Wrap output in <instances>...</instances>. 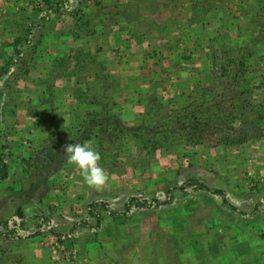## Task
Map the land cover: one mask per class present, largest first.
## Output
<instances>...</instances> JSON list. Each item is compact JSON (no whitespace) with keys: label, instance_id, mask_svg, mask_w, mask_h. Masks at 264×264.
Here are the masks:
<instances>
[{"label":"rangeland","instance_id":"obj_1","mask_svg":"<svg viewBox=\"0 0 264 264\" xmlns=\"http://www.w3.org/2000/svg\"><path fill=\"white\" fill-rule=\"evenodd\" d=\"M58 1L50 9L44 0L38 9V0H0V41L6 35L19 39V22L38 33H23L25 43L18 48L28 49L27 39L38 40L40 33L44 44H52L64 28L46 18L69 14L80 34L75 45L85 51L87 43L93 51L101 49L96 55L98 65L107 60L105 71L113 78L109 83L118 89L113 98L119 107L114 111L128 126L139 124L145 113L143 100L152 94L174 109L178 99L182 109L196 93L204 96L207 89L211 102L221 103L234 122L228 128L216 124L195 130L192 119L182 118L166 130L200 144L184 142L174 154L159 151L147 158L128 143L112 168H103L108 181L117 185L110 194L104 187L95 189L78 179L70 183L71 175L80 171L72 164L60 171L61 179L55 182L39 179L38 160L50 155L51 149L38 155L31 152L38 144L29 138L24 145L26 138L21 137L25 166L21 171L10 165L13 176L0 183L5 189L0 190V233L15 231L11 239L0 234V264H264V129H257L255 123L264 104V86L255 89L257 98L233 88L239 81L243 89H250L264 77V0ZM40 19L55 30H38ZM220 43L229 47L222 48ZM13 52L9 47L5 55L9 58ZM231 57L237 64H246V79L237 74L236 65L227 66ZM23 59L14 60L20 63L19 70ZM221 66L228 67L229 79L221 78ZM23 76L16 68L0 78V123L5 119L4 107L10 112L21 108L0 126V151L14 139V129L38 128L36 115L25 116L22 110L34 111L38 106V87H27L20 80ZM76 105L61 101L58 108L64 111ZM62 119L65 122L67 117ZM147 129L153 133L151 127ZM50 132L46 131L48 145L54 146L56 154L63 152L65 145L57 148L51 143ZM222 137L238 143L224 145ZM111 145L106 152L116 150ZM5 153L14 158L11 152ZM186 184V190H180ZM78 185L87 186V200L80 209L70 208L68 191ZM133 198L140 204H132L122 219L124 226L106 233L103 221L110 216L104 205L111 212L125 211ZM38 200L44 207L38 206ZM92 203H98L95 213L103 218L96 233L81 225L86 220L95 225L88 213ZM66 217L74 221L68 224ZM56 225L65 226L58 229Z\"/></svg>","mask_w":264,"mask_h":264},{"label":"trees","instance_id":"obj_2","mask_svg":"<svg viewBox=\"0 0 264 264\" xmlns=\"http://www.w3.org/2000/svg\"><path fill=\"white\" fill-rule=\"evenodd\" d=\"M47 2V0H45ZM49 3V2H48ZM20 27L19 39H14L11 44H7L6 47L0 46V61L3 64H0V78L4 77L12 72V66L16 65L14 61L15 58L19 57L21 54L22 47L18 48L20 43L23 45L25 43L23 38V33L26 35L32 34V28H30L27 24L17 23ZM77 28H81V25H76ZM78 41V39H77ZM88 42V41H87ZM86 42V43H87ZM27 43H30L29 39H27ZM86 46H88L86 44ZM222 48L229 47L226 43H220ZM12 47L13 56L8 58L5 53L6 50ZM101 49H97L93 51L88 46V50L79 49L76 51V55L71 59V71L65 73L62 71L66 68V63L68 59H61L57 61L58 67L62 68L64 77L67 79H74V92L73 96L77 103L76 110H79L78 113H75V110L64 109L61 110L56 106V102L60 100H64L65 87L63 88H55L50 91L47 88V82L43 84V88L41 92L36 93V95H40V100L38 101V106H36L33 110L37 113L35 118L37 122L43 124L42 129H50L51 137L57 141L61 139L65 142L64 145L70 143H88L95 142L97 143L96 151L100 154L99 164L102 168L111 169L114 162H117L119 158L125 154V146L130 143L134 145V147L146 153L147 158L152 157L157 152H162V154H174L176 150H178V146L183 144L184 142L187 144L197 145L200 144V141L194 140L191 138H184L183 136H179V134H170L166 129L170 126H174V124L178 121L181 123V119L187 117L186 119H192L194 121V125L191 126V129H202L207 126H213L216 124H220V126H224L226 128L230 127L232 124L231 117L232 114L223 109L222 104L217 102H211V95L208 94L209 89L205 90L204 96H200L201 93L195 94L192 102L188 104L185 108L179 109L178 99H176L173 107L170 108L165 106L155 94H152L149 98L144 99L143 104L145 106V113L141 115L139 118V124L136 127L128 126L121 118V115L114 111L118 109V103L116 99L113 98V95L118 91L116 89L111 88V84L109 83V79H113L112 76L107 73L106 66L107 60L104 59L101 61L100 65L97 64L98 59L96 58L97 53L101 52ZM215 62V60H214ZM229 67H238L240 70L237 72L244 75V79H246V71L244 67H246L245 63L237 64L233 58H230ZM68 64V63H67ZM104 65V66H103ZM226 66V65H225ZM221 66L223 70V74H221L222 79H229L230 72L228 71V67ZM69 67V66H68ZM214 68H211L213 70ZM21 75L28 74L29 71L25 70V68H21ZM14 71L11 75H15ZM219 75V72H217ZM49 76V75H48ZM219 76V77H220ZM246 76V77H245ZM261 84H254L250 87V89H243V85L239 84V81L233 86L234 89H238L241 93L249 94L250 97H256L254 91L257 88L262 89L264 86V77L259 78ZM217 82V80H216ZM9 97L11 96L8 95ZM177 98L178 97L177 95ZM257 98V97H256ZM262 97H259L261 99ZM239 99H242L240 97ZM253 99V98H251ZM253 100H249L248 102H252ZM61 102V101H60ZM244 102V101H243ZM7 106V105H5ZM58 108V109H57ZM191 111H186L190 109ZM261 108L257 119H256V128L261 130L264 129V104L261 102ZM14 109H11V111ZM185 111V114H184ZM14 112H10L7 110V107L3 108L4 121H8L14 115ZM81 113V115H79ZM78 115V117H77ZM63 117H67V120L64 122ZM4 121L0 123V126L3 125ZM169 125V126H168ZM168 126V127H167ZM172 126V127H173ZM147 127H151V131H148ZM112 134H115L114 137L109 138ZM111 142L112 148H116V150L108 153L105 151L108 143ZM221 142L224 145H232L233 143H238V140L235 138L222 137ZM64 148V147H63ZM64 150V149H63ZM59 155H62L61 158H64V151H59ZM4 156L0 154V183L5 181L8 178V167L6 164H2L4 161ZM60 159V161L62 160ZM65 163L64 168L70 169V163L67 161H62ZM63 167V166H62ZM72 168V167H71ZM188 185L191 183H187ZM186 185L180 187V190H186ZM172 199V197H170ZM132 204H140L139 199L133 198L130 199L125 207L124 212H111L108 209V206L105 204L104 209L105 212H108V215L113 218L115 221L123 222V218H127L130 213ZM98 203H92L88 207V213L91 219H95V225L92 224L89 220H86L81 223V225L87 226L89 230L96 233L98 229L101 228L102 225V216L100 213H95V209L97 208ZM7 225L3 228L5 229ZM11 239L15 235V231L10 230L9 234L0 233Z\"/></svg>","mask_w":264,"mask_h":264},{"label":"crops","instance_id":"obj_3","mask_svg":"<svg viewBox=\"0 0 264 264\" xmlns=\"http://www.w3.org/2000/svg\"><path fill=\"white\" fill-rule=\"evenodd\" d=\"M58 2H59L58 0H47V2H46L47 4L45 6H48L50 9H52V7L56 6L58 4ZM46 19L49 22L55 21L56 24L61 25L60 28H64L65 30L60 29V32L57 33V38L59 40L53 42L52 44H50V43L44 44L40 40L41 33L38 36V40H35L34 38H29L30 43L27 46L28 49L22 48L21 54H19L20 57L22 56L24 58L23 59V66H24L23 68H25V70H28L29 73L27 75L24 74V76L21 77L20 80L25 81V83L28 84L27 87H29V88L37 89V87H38V94H39V92H41V89L43 88V86H44L43 84H45V82H47V88H49L50 91L53 90V87H55V88L65 87L64 101L63 100H60V101L65 102V103L68 102V104L74 105V103H76L74 96H73L74 83H75L74 81L75 80L70 78V81H69V78H68V81H67V79L64 77L62 71H65V73H67V72L71 71V69H72L71 59L76 55V51L79 49L78 46H76L75 42H74L75 36L76 35L78 36L80 34L78 33V30L75 29V26L73 27V24L71 23V16H69V14H59L57 17L51 16V20H49L48 18H46ZM41 20H43V19L38 20V27H37L38 30L41 28H43V30L45 29V31L55 30V29H48V26L46 24H44V22L41 23ZM32 31L34 34L38 33L37 29L34 27L32 28ZM6 36L4 37L5 41H0V46H1V43L5 46V45H7L13 41V39L12 40L7 39ZM103 41L105 42L106 40L104 39ZM42 46H44V47L41 48ZM88 46H90V44H88ZM37 49H38V52H37ZM63 49H64V51H63ZM11 57H10V59H11ZM68 58L70 61H68L67 62L68 64L66 63V65H68L69 67L66 66V68H64L62 71H60L62 68L58 67L57 61H59L61 59H68ZM15 62H16V65L12 66V71L16 68L19 69L20 63L18 61H15ZM0 64H3V62L1 61ZM37 75H38V78L36 77ZM39 96H38V101L40 100ZM31 98L32 97H30V99ZM34 98H36V97H34ZM60 101L56 102L57 107L61 103ZM76 108L74 106V107H72V110H75V113H78L79 110H76ZM18 109H21V108H18ZM18 109H16L15 111L17 112ZM22 110H23V113L25 116L30 117V114H32V115L37 114L35 111H32L31 109L22 108ZM16 112H14V113H16ZM79 115H81V113H79ZM18 123L20 124V121ZM42 128H43V124L38 122V128L37 129H18V130L14 129L16 132H13L14 134L11 133V135L15 136L14 139L11 140V143L8 144L7 148H1L2 151H0V154L2 156H5L3 159L4 162L2 164H6L8 167L7 168L8 169V178L6 179V181L10 180L11 177L13 176L12 173L10 172L11 171L10 165L14 164L15 167L16 168L18 167V169H21V171H22V167L25 166L23 164L24 159L20 157V151L22 149H24V148H21V142H22L21 137H23V136H24V139L26 138V141H24V145L29 140V138L32 139L31 143L35 142V146H36V144H38L37 145L38 148L32 147L31 152H34V153L38 152V155H39L41 153H45V151L48 150V148L51 149L50 155H46L45 157L38 160V166H41V168L38 167V178L39 179L50 180V181L55 182V180L61 179V177L58 176L59 173H61L60 171L68 170V169H66V167L64 168L65 163L63 164V162H62V161H65L67 163L66 156L64 155V158L62 159L61 158L62 155H59L58 151H57V154L54 153L55 152L53 150L54 146H49L48 144H50V143L46 139L47 138L46 131L48 129H42ZM7 135H9V134L7 133ZM49 136L51 137V132H50ZM6 138L9 139L8 136L5 137V139ZM33 138H35V140H33ZM52 140L53 141H51V143L54 142V145L55 144L58 145V147L55 146V148L56 147L60 148L61 145L64 146V144L60 143V142H62V139H61V141L60 140L55 141L52 138ZM37 141H38V143H36ZM46 143H47V145H45ZM88 143H90L91 146L96 150L97 147L94 143H92V142H88ZM34 148L36 149V151L34 150ZM5 151L8 152V155H10V152H11V154L14 156V158L13 159H11L10 157L7 158ZM47 153L49 154V152H47ZM60 159H62V160L60 161ZM58 165H59V167H58ZM67 175H69V174H67ZM69 177H70V175H69ZM69 179L70 180H68V181L70 183L74 179H78L80 181V184H81V182H83V177H82L80 171L77 174L71 175V177ZM41 180H38V182H41ZM110 181H111V179L104 186L105 193L107 192V194L114 192L113 190L116 189V187H117L116 184H114ZM1 185L2 184H0V190L3 191L4 188L1 189ZM84 190H87V186L78 185L77 188H75V191L74 190L68 191L70 194L69 196H72V197H68V201L72 204L70 206H73L70 208L80 209L81 203L83 206V203L86 202V200H87V192ZM73 191H74V193H73ZM58 193L59 192L56 191V192H54V194H56V195L52 194L50 197L51 198L53 196L56 197ZM69 202L67 204H69ZM105 203H107V201H105ZM39 205L43 206V203L39 202V200H38V206ZM63 208L65 210H67V209L70 210L66 206H63ZM119 212H124V211H119ZM66 220L68 221V224L74 221V219L72 217H66ZM103 222H104V228L103 229H104V231H106V233H107V231H111V230L118 231V229H120L122 226H124L123 222H120L121 224L118 223L117 221L114 222L113 218H110V217H108L107 220H104ZM62 226H65V225H62ZM62 226L56 225V228L59 229ZM68 237H71V235ZM107 241H111V240L107 238Z\"/></svg>","mask_w":264,"mask_h":264},{"label":"clouds","instance_id":"obj_4","mask_svg":"<svg viewBox=\"0 0 264 264\" xmlns=\"http://www.w3.org/2000/svg\"><path fill=\"white\" fill-rule=\"evenodd\" d=\"M67 161L80 170L83 182L100 189L108 181V175L100 166V154L90 143H70L64 146Z\"/></svg>","mask_w":264,"mask_h":264},{"label":"built area","instance_id":"obj_5","mask_svg":"<svg viewBox=\"0 0 264 264\" xmlns=\"http://www.w3.org/2000/svg\"><path fill=\"white\" fill-rule=\"evenodd\" d=\"M43 1H44V0H38V2H37L38 9H39V8L41 9V7H43ZM54 252H56V251L54 250ZM63 254H64V253H63ZM64 256H65V254H64Z\"/></svg>","mask_w":264,"mask_h":264}]
</instances>
